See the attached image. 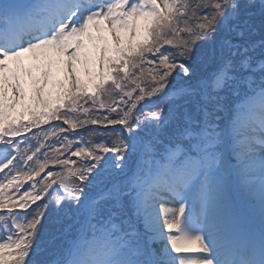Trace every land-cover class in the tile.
<instances>
[{
    "label": "snow or ice",
    "instance_id": "1",
    "mask_svg": "<svg viewBox=\"0 0 264 264\" xmlns=\"http://www.w3.org/2000/svg\"><path fill=\"white\" fill-rule=\"evenodd\" d=\"M0 264H264V0H0Z\"/></svg>",
    "mask_w": 264,
    "mask_h": 264
},
{
    "label": "trees",
    "instance_id": "2",
    "mask_svg": "<svg viewBox=\"0 0 264 264\" xmlns=\"http://www.w3.org/2000/svg\"><path fill=\"white\" fill-rule=\"evenodd\" d=\"M91 126V125H90ZM55 187V185L53 186ZM44 201H39L38 203H43ZM54 208V206H53ZM54 233L52 232L51 228L48 229V231L45 232V234L41 237L42 239H48L51 238V246H53L57 241L53 239Z\"/></svg>",
    "mask_w": 264,
    "mask_h": 264
},
{
    "label": "rangeland",
    "instance_id": "3",
    "mask_svg": "<svg viewBox=\"0 0 264 264\" xmlns=\"http://www.w3.org/2000/svg\"><path fill=\"white\" fill-rule=\"evenodd\" d=\"M20 139H23V137H21ZM94 139H100V137H94ZM42 239V238H41Z\"/></svg>",
    "mask_w": 264,
    "mask_h": 264
}]
</instances>
